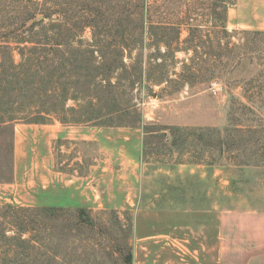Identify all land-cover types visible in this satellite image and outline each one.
I'll return each instance as SVG.
<instances>
[{"label":"rangeland","instance_id":"1","mask_svg":"<svg viewBox=\"0 0 264 264\" xmlns=\"http://www.w3.org/2000/svg\"><path fill=\"white\" fill-rule=\"evenodd\" d=\"M101 1L116 9L81 31L97 68L81 55L66 71L87 95L90 75L110 67L114 87L95 89L94 104L69 99L67 123H13L9 158L0 152V264H219L205 254L218 212L264 208V30L227 24L228 0ZM3 6L0 41L17 63L22 19ZM56 74L35 70L34 91ZM54 123L70 128L50 140Z\"/></svg>","mask_w":264,"mask_h":264},{"label":"trees","instance_id":"2","mask_svg":"<svg viewBox=\"0 0 264 264\" xmlns=\"http://www.w3.org/2000/svg\"><path fill=\"white\" fill-rule=\"evenodd\" d=\"M1 1L4 5L1 8L3 14L14 12V17H21L22 19V25L19 27L20 33L14 37L15 42L19 44L17 48L19 62H15L11 48L8 47L9 39H6L4 43L0 41V105H3L0 107V135L7 133V131H10L11 134L9 142L5 139V142H2L0 152L5 149L7 152L3 151L1 156L9 158L14 122L24 117L34 116L32 117L34 118L33 121L29 122L42 123L50 115H55L61 122L67 123L69 119H62L59 115L66 110L69 99L78 102L84 97H88L89 103L94 104L98 99H102L98 95H91L95 89L102 88L105 93L112 92L114 83L112 82L110 67L101 79L98 78L99 72L97 71V73L93 72L90 75L89 82L91 85H89L90 90L87 86V95L80 89V76H67L66 69L68 65L74 64L73 61L77 62L82 55L85 57L87 65L95 71L96 64H98L95 50L91 44H86L81 38V31L86 24L85 22L101 17L102 13L106 12L109 7L114 8V10L116 8L114 5L107 7L101 0H89V2L85 0ZM235 2L236 0L225 1V6L233 5ZM139 6L138 4L133 7L138 8ZM46 20L49 22L46 23ZM81 23L83 24L81 25ZM36 27L39 28L34 31ZM221 28L223 32L228 33L226 25H221ZM194 38L191 37L187 41H193ZM92 43L94 45L95 40ZM187 49L189 50V47ZM48 69H52L55 74L57 71L60 73L56 74L50 85L47 84L41 91H34L35 87L31 75L33 76L35 70L44 72ZM34 96H38V101L42 104L48 100V104L45 107H39ZM83 108L82 110H84ZM68 109L72 111L75 108L68 107ZM86 116L90 120V116ZM95 118L100 119L102 116L98 115ZM4 165L2 164L3 167ZM78 214L83 217L85 215L84 209L79 208Z\"/></svg>","mask_w":264,"mask_h":264},{"label":"crops","instance_id":"3","mask_svg":"<svg viewBox=\"0 0 264 264\" xmlns=\"http://www.w3.org/2000/svg\"><path fill=\"white\" fill-rule=\"evenodd\" d=\"M234 6L235 9L228 10L227 24L247 30H264V0H236ZM43 127L48 139L55 137L58 130L70 128L56 123ZM81 131L79 129V133ZM71 181L66 180L64 184ZM213 243L205 254L209 253L219 264H264V208L254 206L220 210Z\"/></svg>","mask_w":264,"mask_h":264}]
</instances>
